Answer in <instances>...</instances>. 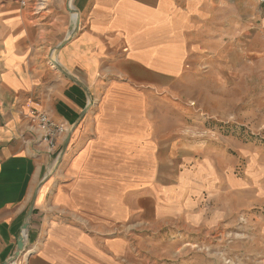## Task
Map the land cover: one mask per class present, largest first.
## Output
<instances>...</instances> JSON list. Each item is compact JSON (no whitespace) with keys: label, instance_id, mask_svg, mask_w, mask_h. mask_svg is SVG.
I'll return each mask as SVG.
<instances>
[{"label":"crops","instance_id":"1","mask_svg":"<svg viewBox=\"0 0 264 264\" xmlns=\"http://www.w3.org/2000/svg\"><path fill=\"white\" fill-rule=\"evenodd\" d=\"M71 9L80 27L57 53L64 73L51 59L74 30ZM237 12L233 0H0V264L35 197L27 264H144V249L158 250L143 230L232 231L242 214L264 264L257 153L240 150V177L226 155L169 139L139 90L183 78L208 41L237 31ZM35 110L65 129L53 151Z\"/></svg>","mask_w":264,"mask_h":264},{"label":"rangeland","instance_id":"2","mask_svg":"<svg viewBox=\"0 0 264 264\" xmlns=\"http://www.w3.org/2000/svg\"><path fill=\"white\" fill-rule=\"evenodd\" d=\"M233 3L238 29L224 44L208 41L205 49L210 52L190 59L183 78L164 83L167 89L139 90L147 91L143 103L152 122H168L169 139L175 133L194 146L226 155L242 177L247 159L241 149L257 153L264 167V7L259 0ZM55 172L53 168L50 175ZM252 211L261 216L264 207ZM246 218L238 216L232 231H191L187 237L171 226L158 233L143 230L149 249L158 250L144 249V264H262L260 253L251 251L256 239Z\"/></svg>","mask_w":264,"mask_h":264},{"label":"water","instance_id":"3","mask_svg":"<svg viewBox=\"0 0 264 264\" xmlns=\"http://www.w3.org/2000/svg\"><path fill=\"white\" fill-rule=\"evenodd\" d=\"M71 12H72L73 14H74V13H75V14H78L77 11L72 10V9H71ZM78 16H79V15H78ZM74 24H75V27H74L73 32H72V33L70 34V36L66 39V41H64L61 45H59L58 48H56V49L53 51V54H52L51 62H52V64H53V66H54L58 71H63L64 73H66V71H64V70L59 66V64H58V62H57V53H58L59 50H61V49H62V48H63V47H64V46L70 41V39H72V38L74 37V35L78 32L79 27H80V24H79V17H78V19L75 21ZM72 80H73V79H72ZM90 101H91V104H92L93 101H92L91 97H90ZM88 109H89V107L87 108V110H88ZM69 142H70V137L67 138V140H66V142H65V144H64V146H63V148H62L63 150H62V152H61V154H60V156H59V158H58V160H57L56 168H58V167L60 166V163L62 162V159H63L64 155L66 154V151H67V147H68V145H69ZM36 198H37V197H35V199L33 200L32 205H31L30 208H29V211H28L29 213H28V216H27L26 222H25V224H24L23 227H22V230H21L20 236H19L18 241H17V243H18L17 250H16L14 256L11 258V260H10L8 263H10V262H12V261H14V260H18L19 257H20V255L26 251V244H27L26 242H27L28 234H29V224H30L31 219H32L33 214H34Z\"/></svg>","mask_w":264,"mask_h":264},{"label":"built area","instance_id":"4","mask_svg":"<svg viewBox=\"0 0 264 264\" xmlns=\"http://www.w3.org/2000/svg\"><path fill=\"white\" fill-rule=\"evenodd\" d=\"M259 3L262 6H264V0H259ZM30 119H32V122L34 123V125H32V129L40 130L44 134V136L40 139V141L47 143L50 151H53L57 139L65 132L64 127L56 126L54 122L50 118H48L47 114L45 115L44 113H41L36 110L33 111L32 115L30 116ZM29 251L30 250L27 248V244H26V251L20 255L18 260H14L9 264L11 263L13 264L14 262L16 263L18 262V264H27L26 263V261L28 260L27 257L30 255V254L28 255ZM25 255L28 256L25 258ZM229 263L230 262L227 261V264Z\"/></svg>","mask_w":264,"mask_h":264},{"label":"bare ground","instance_id":"5","mask_svg":"<svg viewBox=\"0 0 264 264\" xmlns=\"http://www.w3.org/2000/svg\"><path fill=\"white\" fill-rule=\"evenodd\" d=\"M74 15L76 16V19H75V21H76V20L78 19L79 16H78V14H75V13H74ZM74 15H73V16H74ZM170 64H172V63H170ZM29 254H30V251L28 252V255H29ZM28 255H25V258H26ZM7 264H9V263H7ZM11 264H12V263H11ZM13 264H18V262H17V263L14 262Z\"/></svg>","mask_w":264,"mask_h":264}]
</instances>
